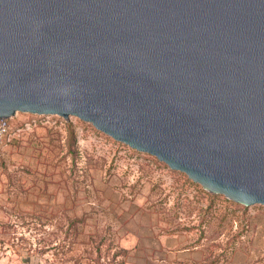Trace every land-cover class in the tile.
Here are the masks:
<instances>
[{"label": "water", "instance_id": "1", "mask_svg": "<svg viewBox=\"0 0 264 264\" xmlns=\"http://www.w3.org/2000/svg\"><path fill=\"white\" fill-rule=\"evenodd\" d=\"M18 111L264 205V0H0V117Z\"/></svg>", "mask_w": 264, "mask_h": 264}, {"label": "rangeland", "instance_id": "2", "mask_svg": "<svg viewBox=\"0 0 264 264\" xmlns=\"http://www.w3.org/2000/svg\"><path fill=\"white\" fill-rule=\"evenodd\" d=\"M11 121L0 264H231L264 225L263 204L210 191L77 115Z\"/></svg>", "mask_w": 264, "mask_h": 264}, {"label": "crops", "instance_id": "3", "mask_svg": "<svg viewBox=\"0 0 264 264\" xmlns=\"http://www.w3.org/2000/svg\"><path fill=\"white\" fill-rule=\"evenodd\" d=\"M5 143H7V141ZM249 235H252V242L250 243L253 248L247 251H236L239 254H235V256L232 257L230 261L231 264H252L248 262L250 260H252L254 264H264V225L251 229Z\"/></svg>", "mask_w": 264, "mask_h": 264}, {"label": "built area", "instance_id": "4", "mask_svg": "<svg viewBox=\"0 0 264 264\" xmlns=\"http://www.w3.org/2000/svg\"><path fill=\"white\" fill-rule=\"evenodd\" d=\"M17 131L15 124L11 121L10 117H0V148L6 141L10 140L13 134Z\"/></svg>", "mask_w": 264, "mask_h": 264}]
</instances>
